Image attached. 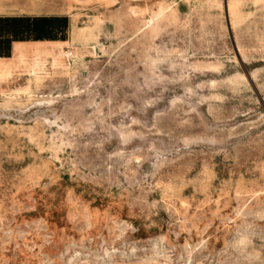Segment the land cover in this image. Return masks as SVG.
Returning a JSON list of instances; mask_svg holds the SVG:
<instances>
[{
	"label": "rangeland",
	"instance_id": "obj_1",
	"mask_svg": "<svg viewBox=\"0 0 264 264\" xmlns=\"http://www.w3.org/2000/svg\"><path fill=\"white\" fill-rule=\"evenodd\" d=\"M0 264H264V0H0Z\"/></svg>",
	"mask_w": 264,
	"mask_h": 264
}]
</instances>
